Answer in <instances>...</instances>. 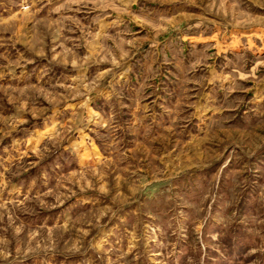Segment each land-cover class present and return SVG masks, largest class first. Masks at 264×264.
Returning a JSON list of instances; mask_svg holds the SVG:
<instances>
[{
  "label": "rangeland",
  "instance_id": "374dc122",
  "mask_svg": "<svg viewBox=\"0 0 264 264\" xmlns=\"http://www.w3.org/2000/svg\"><path fill=\"white\" fill-rule=\"evenodd\" d=\"M0 264H264V0H0Z\"/></svg>",
  "mask_w": 264,
  "mask_h": 264
}]
</instances>
